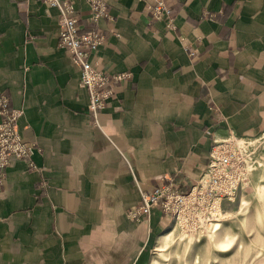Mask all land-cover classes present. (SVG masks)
<instances>
[{"label":"crops","instance_id":"crops-1","mask_svg":"<svg viewBox=\"0 0 264 264\" xmlns=\"http://www.w3.org/2000/svg\"><path fill=\"white\" fill-rule=\"evenodd\" d=\"M69 1L81 32L104 35L94 65L130 77L95 124L58 9L0 0V95L23 111L35 164L13 158L0 182V264H148L171 218L128 216L136 180L151 190L172 178L186 193L216 138L264 131V0H165L172 29L151 0H108L97 22L89 0Z\"/></svg>","mask_w":264,"mask_h":264},{"label":"rangeland","instance_id":"rangeland-1","mask_svg":"<svg viewBox=\"0 0 264 264\" xmlns=\"http://www.w3.org/2000/svg\"><path fill=\"white\" fill-rule=\"evenodd\" d=\"M216 139L227 140L221 158L171 202L174 233L148 264H264V131Z\"/></svg>","mask_w":264,"mask_h":264},{"label":"built area","instance_id":"built-area-1","mask_svg":"<svg viewBox=\"0 0 264 264\" xmlns=\"http://www.w3.org/2000/svg\"><path fill=\"white\" fill-rule=\"evenodd\" d=\"M47 2L59 11L60 46L68 52L72 62L79 68L80 81L89 93V110L94 116L95 124L99 125V111L105 107L106 101L113 94L115 86L129 78L130 74L111 75L96 67L92 57L104 39L103 33L99 29L81 32L75 7L69 0H47ZM107 2L108 0H89L92 9V21L97 22L109 15ZM150 11L153 20L164 22L167 29L174 28L173 13L165 0H151ZM186 50L191 56H196V52L191 46H186ZM0 114L2 116L0 121L1 182L5 176L6 168L13 158L25 159L32 167H35V164L31 160L34 145L23 140L19 128L18 121L23 111L12 109L8 96L0 95ZM226 141V139H221V142L212 147L210 159L206 166L208 170H212L217 165L227 146ZM207 172L209 171L203 172L204 176ZM136 184L142 202L139 206L128 210L127 214L133 220H139L141 217L149 218L154 207H160L167 213L173 200L178 202L182 198L191 196V194L183 195L172 178H169L165 183L155 184L151 190L141 187L137 180ZM195 187L197 188V186Z\"/></svg>","mask_w":264,"mask_h":264},{"label":"bare ground","instance_id":"bare-ground-1","mask_svg":"<svg viewBox=\"0 0 264 264\" xmlns=\"http://www.w3.org/2000/svg\"><path fill=\"white\" fill-rule=\"evenodd\" d=\"M195 190H196V187L193 189V191H195ZM173 233H174L173 228L166 230L163 234H161L158 241L166 242L167 240H169L172 237ZM158 247H161V245H158Z\"/></svg>","mask_w":264,"mask_h":264}]
</instances>
